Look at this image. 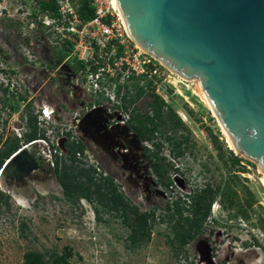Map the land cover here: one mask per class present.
<instances>
[{
  "label": "rangeland",
  "instance_id": "374dc122",
  "mask_svg": "<svg viewBox=\"0 0 264 264\" xmlns=\"http://www.w3.org/2000/svg\"><path fill=\"white\" fill-rule=\"evenodd\" d=\"M79 1L72 0L77 10ZM38 2L0 0V155L11 138H20L25 146L28 114L49 107L55 115L39 129L59 151L66 153L62 131L81 140L86 151L79 159L111 175L142 211L156 209V221L150 239L133 245L131 228L113 213L101 210L98 216L86 199L68 202L54 179H24L10 191L0 188V264H24V255L31 251L44 254L49 264L53 256L65 253L70 264H264V172L230 148L217 116L194 94L197 81L179 83L166 69L172 92H161L166 99L156 95L165 102L166 118L147 145L166 158L163 164L173 187L154 190V178L140 173V152L118 157L113 130L103 125L102 116H89L92 105L82 106L67 93L76 63L70 59L59 64V33L42 25ZM135 84L130 96L137 93ZM152 100L145 94L134 106L152 116ZM169 111L175 112L179 125L168 119ZM179 150L183 154L175 155ZM235 158L242 161L236 164ZM208 185L217 188L211 219L219 223L207 221L203 237L182 252L171 243L174 221L165 208L182 194Z\"/></svg>",
  "mask_w": 264,
  "mask_h": 264
},
{
  "label": "water",
  "instance_id": "95a60500",
  "mask_svg": "<svg viewBox=\"0 0 264 264\" xmlns=\"http://www.w3.org/2000/svg\"><path fill=\"white\" fill-rule=\"evenodd\" d=\"M117 3L132 41L181 79L197 81L237 152L264 172V0ZM11 164L0 178L4 192L24 179L58 182L45 142L23 146L1 172Z\"/></svg>",
  "mask_w": 264,
  "mask_h": 264
},
{
  "label": "trees",
  "instance_id": "16d2710c",
  "mask_svg": "<svg viewBox=\"0 0 264 264\" xmlns=\"http://www.w3.org/2000/svg\"><path fill=\"white\" fill-rule=\"evenodd\" d=\"M60 0H39L38 8L42 13H47L49 16L57 21L61 19L59 13ZM94 8L91 6V0H80L78 5V14L83 21H90L94 17ZM59 40V39H58ZM61 41V40H59ZM61 46L55 49V55L59 59V64L64 62L73 50L74 40H62ZM81 67L78 66L77 69ZM75 69V68H74ZM137 93L130 96V105L136 104L142 96L146 93L142 87L135 84ZM7 95L8 89L3 90ZM151 95L153 100L148 104L152 109V116L149 113H141L138 111L133 117V123H136L134 128L139 132L141 139L146 141H153L155 134L158 133V125L163 123L166 118L164 116V100L154 94ZM140 112V113H139ZM169 120H174L177 115L173 111H169L167 115ZM175 125H179V120H174ZM27 125L30 128L29 132L25 134L26 144L45 137V132H42L38 127V117L29 113L27 117ZM65 142L66 155H54V165L58 182L63 189L65 199L72 203H79L81 199H86L92 202L96 207L95 210L98 216L101 210L108 213H113L116 217L121 218L122 222L131 228L129 236L133 245H139L148 241L151 236V231L156 221L155 212H145L133 205L128 197L121 191L113 178L103 177L98 173L97 167L88 165L79 159L78 154L83 156L86 147L83 142L77 138L71 139L73 136L70 133L66 135ZM21 139L11 138L7 149L0 155V170L2 169V162L9 159L15 154L21 146ZM178 148L181 143L178 142ZM156 147H161L159 144ZM153 151L152 164L156 174L161 177L162 183L170 182L167 176L168 171L163 161L166 158H161ZM183 152L179 150L175 155H182ZM242 160L235 158L234 163L239 164ZM217 188L208 185L200 192L175 200L173 204L168 205V217L173 224V238L171 243L177 245L180 251L189 246L195 236L200 233V228L206 222L211 214L212 204L215 201ZM229 201V199H227ZM98 206L101 208L99 209ZM188 212V215H184ZM69 253L56 255L51 258L50 264H70ZM24 264H49L45 255L39 252L31 251L24 255Z\"/></svg>",
  "mask_w": 264,
  "mask_h": 264
},
{
  "label": "built area",
  "instance_id": "2783aa9c",
  "mask_svg": "<svg viewBox=\"0 0 264 264\" xmlns=\"http://www.w3.org/2000/svg\"><path fill=\"white\" fill-rule=\"evenodd\" d=\"M91 6L95 13L90 21L80 18L72 0L59 1V21L40 12L42 25L55 29L59 33V40H74L73 50L66 60L72 59L81 67L68 80L69 96L82 94L119 105L122 98L130 94L132 83L136 82L146 94L166 99L161 92H172L166 69L132 41L117 0H91ZM54 115L55 111L42 106L37 112L39 128L51 121ZM67 133L62 131L61 135L66 137ZM37 141L48 144L53 162L54 155H66L49 140L46 132L44 138L34 142ZM78 157L81 156L78 154ZM216 209V205H213L212 210Z\"/></svg>",
  "mask_w": 264,
  "mask_h": 264
},
{
  "label": "flooded vegetation",
  "instance_id": "af4514ba",
  "mask_svg": "<svg viewBox=\"0 0 264 264\" xmlns=\"http://www.w3.org/2000/svg\"><path fill=\"white\" fill-rule=\"evenodd\" d=\"M74 67H75V69L73 70V73L78 68L77 64L74 65ZM74 98L79 99V101L82 102V106L92 105V106H95V108H100V107L102 108L101 116H102L103 121H104L103 125L107 129L113 130L112 136L115 139V143H117L115 153L117 154L118 157H121L122 155H124V156H127L128 158H130V156L132 157L133 155H137L138 152H140L141 159L144 161L142 164L144 170L141 171V169H140V171H141L140 173L143 176V178H154V184L152 182H150L152 189L156 190L158 187H161L163 190H169V188L173 187V181L171 180V178H170V182L168 181V182H166V185H164L162 183V180H161L162 178L156 174V172L154 170V166H153L152 161H151V159H152L151 154L153 153L154 150L152 148H149V146L147 145L149 141L144 142L141 139L139 132H137V130L134 128L136 123H133V117L135 116V113H137L138 111L136 110L137 107L134 106L135 104L130 105V94L128 96L123 97L121 100V104H119V105H113L111 102H108L102 98L94 99L92 97L83 96L82 94L76 95ZM129 141L131 144H129ZM85 147H86V145H85ZM134 147L137 148L136 153L133 151ZM125 152H127V153H125ZM97 169H98V173L101 174V176L113 178L111 175H105L104 172H102L98 167H97ZM114 181H115V179H114ZM115 183L117 184L116 181H115ZM117 185L122 190L121 186L119 184H117ZM201 190L202 189H198V190L194 189L192 191H189V194H182L181 197H184L186 199L187 198L186 196L194 195V194L200 192ZM178 199L179 198H177L176 200H178ZM174 201L172 203L168 202V204L165 208V211H166L168 205L173 204ZM145 212H155L156 213V209H152L150 211H145ZM213 212L211 209V214ZM211 214L208 217V219L206 220V222L210 221V222H214V223L215 222L219 223L218 220L217 221L213 220L214 218L211 219ZM206 222L203 224V228H200V233L195 236L194 240H192L191 243L194 242L195 240H197L199 237L200 238L203 237V235L205 233ZM222 226L225 228H227L228 226L231 227V225L226 224V223L225 224L223 223ZM210 234H212V231ZM257 243L258 242H256V245H257ZM245 245L247 246L248 243H246Z\"/></svg>",
  "mask_w": 264,
  "mask_h": 264
},
{
  "label": "bare ground",
  "instance_id": "6f19581e",
  "mask_svg": "<svg viewBox=\"0 0 264 264\" xmlns=\"http://www.w3.org/2000/svg\"><path fill=\"white\" fill-rule=\"evenodd\" d=\"M176 80H178V82L179 83H183V84H186L180 77H176ZM195 86H196V90L194 91V94L195 95H197L201 100H202V102L209 108V109H211L212 110V112L215 114V112H214V110H213V108H212V106H211V104H210V102H209V100H208V98H207V96H206V94H205V92H204V90L201 88V86H200V84L198 83V82H195V83H193ZM187 85V84H186ZM224 129V128H223ZM224 131V133L226 134V136H227V140H228V142H229V146H230V148L233 150V151H235L236 153H237V150H236V148H235V146H234V144H233V141L231 140V138L229 137V135L227 134V132L225 131V130H223ZM130 139V138H129ZM131 140V139H130ZM133 142V141H132ZM129 144H131L130 143V141H129ZM133 146V145H132ZM128 152V151H127ZM127 152H125V153H127ZM13 169V165L11 164L10 166H8V169H5V170H3L2 172H1V174H0V178H5L7 175H8V171L10 170H12ZM260 181H261V183L263 184V186H264V174H263V177L260 179ZM1 183H2V186H4V183H3V181L1 180Z\"/></svg>",
  "mask_w": 264,
  "mask_h": 264
},
{
  "label": "clouds",
  "instance_id": "9594fccd",
  "mask_svg": "<svg viewBox=\"0 0 264 264\" xmlns=\"http://www.w3.org/2000/svg\"><path fill=\"white\" fill-rule=\"evenodd\" d=\"M213 211V210H212Z\"/></svg>",
  "mask_w": 264,
  "mask_h": 264
}]
</instances>
